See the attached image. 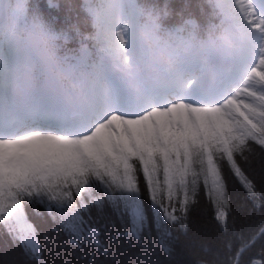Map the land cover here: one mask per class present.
<instances>
[{"label": "snow or ice", "instance_id": "6c2138e0", "mask_svg": "<svg viewBox=\"0 0 264 264\" xmlns=\"http://www.w3.org/2000/svg\"><path fill=\"white\" fill-rule=\"evenodd\" d=\"M209 3L237 43L150 76L123 29L101 46L87 28L46 21L29 0H0V226L36 261L42 245L29 207L37 215L42 208L74 247L102 253L92 206L107 202L136 239L149 228L150 208L160 246L171 253L172 229L186 234L201 191L229 250L238 245L229 264H243L264 240V226L246 231L230 219L225 174L264 206V191L242 166L264 155V0ZM81 10L92 13L88 0L77 16ZM250 264H264V250Z\"/></svg>", "mask_w": 264, "mask_h": 264}, {"label": "trees", "instance_id": "16d2710c", "mask_svg": "<svg viewBox=\"0 0 264 264\" xmlns=\"http://www.w3.org/2000/svg\"><path fill=\"white\" fill-rule=\"evenodd\" d=\"M30 5L38 6L40 14L46 21L55 18L57 28L71 23L77 18L80 0H56L59 5L56 9L48 7V0H29ZM164 4L165 0H159ZM170 7L179 11L188 6L199 15V4L203 0H169ZM82 30H84L82 28ZM70 43L68 47H75ZM254 180L257 190L264 191V155H254L249 162H242ZM228 186L231 196V216H235L237 229L256 231L264 226V206L256 207L247 198L246 191L231 176ZM146 207L149 206L145 198ZM30 221L36 226L39 240L42 245V259L36 261L27 254L23 246L0 226V264H229V252L234 255L238 245L233 243L231 250L228 247V237L225 236L219 224L214 219V211L201 191L199 203L191 209L188 218V228L184 231L172 229L173 242L171 253H165L159 243V235L152 221L149 208V228L140 239L128 235L130 225L126 218H121L111 205L105 202L102 209L96 206L90 208V216L94 226L101 231V236L107 246V253L96 250L91 245L76 248L68 241L63 229L59 228L48 214L39 209L37 215L31 207L27 210ZM207 246L210 251L205 252ZM264 250V240L257 243L242 256L243 264H250L253 258Z\"/></svg>", "mask_w": 264, "mask_h": 264}, {"label": "clouds", "instance_id": "9594fccd", "mask_svg": "<svg viewBox=\"0 0 264 264\" xmlns=\"http://www.w3.org/2000/svg\"><path fill=\"white\" fill-rule=\"evenodd\" d=\"M84 2L80 0L81 5ZM88 3L92 13L81 10L64 27L70 31L87 28L85 34L97 37L101 46L111 44L115 31L123 29L130 53L139 62L141 71L150 76L173 73L181 62L202 61L213 48L237 43L228 26L221 27L209 0L197 6L199 15L188 6L175 11L169 0L164 4L159 0H88Z\"/></svg>", "mask_w": 264, "mask_h": 264}]
</instances>
